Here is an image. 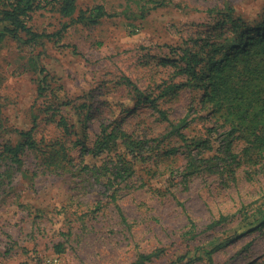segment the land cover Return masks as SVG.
Returning <instances> with one entry per match:
<instances>
[{
    "label": "rangeland",
    "instance_id": "374dc122",
    "mask_svg": "<svg viewBox=\"0 0 264 264\" xmlns=\"http://www.w3.org/2000/svg\"><path fill=\"white\" fill-rule=\"evenodd\" d=\"M50 2L41 1L28 25L59 33L58 41L30 44L24 33L0 40V145L33 127L34 114L37 142L21 153L28 176L13 173L0 190V264H141L142 255L144 264H210L209 252L214 264H264V226L241 228L264 207V150L237 134L236 161L183 175L189 139L207 138L210 124L175 68L186 47L195 50L201 37L225 27L216 9L260 18L264 0H76L74 17L82 21ZM97 5L105 15L92 24L87 17ZM39 66L48 73L41 96ZM133 86L156 97L170 121L187 125L174 129L160 110L138 102ZM111 121L155 147L159 171L173 173L167 190L162 178L140 186L134 174L111 200L78 172L76 131L83 127L92 145L100 124Z\"/></svg>",
    "mask_w": 264,
    "mask_h": 264
},
{
    "label": "trees",
    "instance_id": "16d2710c",
    "mask_svg": "<svg viewBox=\"0 0 264 264\" xmlns=\"http://www.w3.org/2000/svg\"><path fill=\"white\" fill-rule=\"evenodd\" d=\"M41 1L0 0V40L6 37L21 40L24 33L26 36L24 42L30 44L39 43L44 36L53 37L54 42L58 41L61 38L59 33H40L28 25L31 13L41 5ZM51 2L55 3L56 11L61 16L75 21L84 20L81 15L74 17L76 0H51ZM226 10L216 9L219 14L223 13L219 23H223L225 27L223 26L220 32L214 35L201 37L195 50L186 47L179 56L181 63L175 65L177 74L184 75V81L181 83L194 90V98L199 110L205 112L200 114L199 118L204 123L210 124L207 128V138L189 139L191 149L187 154L183 175L200 170L214 171V164L219 165L220 160L227 158L232 162L236 161L237 155L233 152L232 145L237 134L251 135L258 151L264 150V15L249 19L234 14L232 8L226 7ZM104 15L103 6L97 5L90 8L87 18L94 24ZM37 74L41 76L37 84L38 96H41L46 90L48 73L39 66ZM133 87L137 92L138 102L152 104L160 110L163 118L169 120L165 111L159 109L156 97L140 91L136 86ZM170 88L171 86H167L166 90ZM35 117L34 114L33 127L16 130L19 138L15 143L8 141L0 145V190H4L2 189L4 184L11 182L13 173L19 172L23 177L28 176V171L22 169L21 153L25 148L37 149V142L33 137ZM211 118L213 121H209ZM169 122L176 130L188 123L186 120L176 123L169 120ZM61 124L65 128L68 126L63 118ZM113 124V121L107 124L102 122L92 145L86 144L87 133L83 127L80 131H76L79 134L77 143L81 144L78 172L102 184L111 200L116 198V191L121 184L134 174L140 175L142 179L140 186H144L152 178L158 181L162 178L161 181L164 182L167 190L173 173L159 171L156 160L159 154L154 153L155 147L149 145L147 140L134 137ZM219 129L222 131L219 132ZM182 138L187 139L184 135ZM192 148L198 149V153L192 154ZM60 149H64L62 142ZM60 149L54 148L57 152L54 157L59 158ZM207 151H210L208 152L210 155ZM42 156L45 160L49 158L45 153ZM54 162L57 160L48 161L50 164ZM224 168L221 171H224ZM258 212L254 217L245 219L241 228L252 229L257 226L256 224L262 228L264 207ZM224 220L226 216L222 215L216 222ZM208 256L210 264H214L210 252ZM144 259L145 256L142 255L141 264H144Z\"/></svg>",
    "mask_w": 264,
    "mask_h": 264
},
{
    "label": "built area",
    "instance_id": "2783aa9c",
    "mask_svg": "<svg viewBox=\"0 0 264 264\" xmlns=\"http://www.w3.org/2000/svg\"><path fill=\"white\" fill-rule=\"evenodd\" d=\"M49 262H53L56 263L57 262V258H53V259H48Z\"/></svg>",
    "mask_w": 264,
    "mask_h": 264
}]
</instances>
